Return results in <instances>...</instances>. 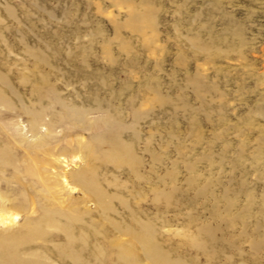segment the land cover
I'll list each match as a JSON object with an SVG mask.
<instances>
[{
	"label": "rangeland",
	"instance_id": "rangeland-1",
	"mask_svg": "<svg viewBox=\"0 0 264 264\" xmlns=\"http://www.w3.org/2000/svg\"><path fill=\"white\" fill-rule=\"evenodd\" d=\"M0 213V264H264V0H0Z\"/></svg>",
	"mask_w": 264,
	"mask_h": 264
},
{
	"label": "bare ground",
	"instance_id": "bare-ground-1",
	"mask_svg": "<svg viewBox=\"0 0 264 264\" xmlns=\"http://www.w3.org/2000/svg\"><path fill=\"white\" fill-rule=\"evenodd\" d=\"M36 130H37V126H36ZM38 139H40V138H38ZM75 161V160H74ZM56 163H58L59 164V166L61 167V165H63V167H68L69 166V164H68V162L67 161H65V159L64 158H62V159H57V161H56ZM71 163H73V162H71ZM62 180H63V182L64 183H66L67 182V176H66V174H63L62 175ZM75 187H72V188H69V190H73ZM16 215H9V214H2V213H0V224H2V225H6V224H11V223H13L15 220H16ZM155 250V249H154ZM153 250V251H154ZM152 251V253L154 254V256L157 258L158 256H157V253L156 252H153ZM158 259V258H157ZM156 261V260H155ZM157 262V261H156ZM160 264H162V263H160Z\"/></svg>",
	"mask_w": 264,
	"mask_h": 264
}]
</instances>
